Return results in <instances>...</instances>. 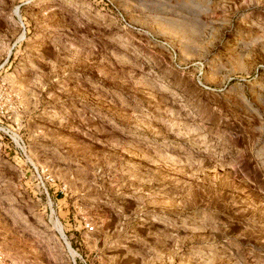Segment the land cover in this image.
<instances>
[{
  "label": "rangeland",
  "instance_id": "rangeland-1",
  "mask_svg": "<svg viewBox=\"0 0 264 264\" xmlns=\"http://www.w3.org/2000/svg\"><path fill=\"white\" fill-rule=\"evenodd\" d=\"M0 264H264V0H0Z\"/></svg>",
  "mask_w": 264,
  "mask_h": 264
},
{
  "label": "built area",
  "instance_id": "built-area-1",
  "mask_svg": "<svg viewBox=\"0 0 264 264\" xmlns=\"http://www.w3.org/2000/svg\"><path fill=\"white\" fill-rule=\"evenodd\" d=\"M6 136L11 140V142H13L16 148H18L21 152L23 151V147H22L23 143L16 134L14 133L6 134Z\"/></svg>",
  "mask_w": 264,
  "mask_h": 264
}]
</instances>
